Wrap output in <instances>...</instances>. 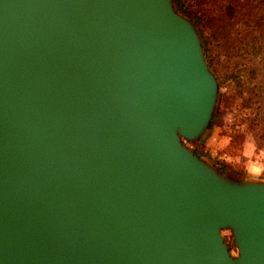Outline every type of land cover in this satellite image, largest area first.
I'll use <instances>...</instances> for the list:
<instances>
[{"label":"water","instance_id":"water-1","mask_svg":"<svg viewBox=\"0 0 264 264\" xmlns=\"http://www.w3.org/2000/svg\"><path fill=\"white\" fill-rule=\"evenodd\" d=\"M221 84L175 0H0V264H264Z\"/></svg>","mask_w":264,"mask_h":264},{"label":"trees","instance_id":"trees-1","mask_svg":"<svg viewBox=\"0 0 264 264\" xmlns=\"http://www.w3.org/2000/svg\"><path fill=\"white\" fill-rule=\"evenodd\" d=\"M175 5L197 25L209 61L236 95L233 108L239 114L227 151L230 164L238 166L235 160L248 142L264 150V0H175ZM219 115L215 112L212 124ZM219 168L230 169L223 163Z\"/></svg>","mask_w":264,"mask_h":264},{"label":"rangeland","instance_id":"rangeland-1","mask_svg":"<svg viewBox=\"0 0 264 264\" xmlns=\"http://www.w3.org/2000/svg\"><path fill=\"white\" fill-rule=\"evenodd\" d=\"M210 64L219 76L215 66L211 62ZM219 78L222 84L216 114L220 115L218 121L213 122L212 128L206 137L205 146L207 151L205 155L214 157L219 163L226 164L228 168L239 173L254 172L264 175V150H258L254 142H248L242 150L241 156L238 160H235L238 166L230 164L231 159L227 151V145L230 138L235 134V129L231 126V123L238 116L239 111L233 108L236 97L235 93L229 86L224 85L220 76ZM249 147H253L254 151L249 150ZM222 153H226V157H220L219 155Z\"/></svg>","mask_w":264,"mask_h":264},{"label":"built area","instance_id":"built-area-1","mask_svg":"<svg viewBox=\"0 0 264 264\" xmlns=\"http://www.w3.org/2000/svg\"><path fill=\"white\" fill-rule=\"evenodd\" d=\"M220 157H226V153H222L219 155Z\"/></svg>","mask_w":264,"mask_h":264},{"label":"crops","instance_id":"crops-1","mask_svg":"<svg viewBox=\"0 0 264 264\" xmlns=\"http://www.w3.org/2000/svg\"><path fill=\"white\" fill-rule=\"evenodd\" d=\"M249 150H251L252 152L254 151V150H253V147H252V148L249 147ZM252 173H254V172H252Z\"/></svg>","mask_w":264,"mask_h":264}]
</instances>
